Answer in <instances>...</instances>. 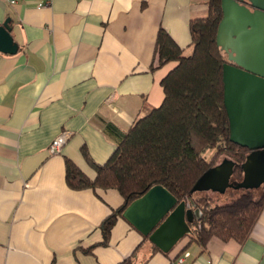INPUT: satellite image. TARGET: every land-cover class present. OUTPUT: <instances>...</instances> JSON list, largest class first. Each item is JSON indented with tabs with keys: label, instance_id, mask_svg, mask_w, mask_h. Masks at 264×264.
<instances>
[{
	"label": "crops",
	"instance_id": "0c3cea01",
	"mask_svg": "<svg viewBox=\"0 0 264 264\" xmlns=\"http://www.w3.org/2000/svg\"><path fill=\"white\" fill-rule=\"evenodd\" d=\"M15 1L0 0V27L10 19L19 46L0 52V264H264V211L243 244L187 235L165 253L123 217L105 244L102 223L123 198L66 182V159L96 177L84 147L99 165L112 155L106 124L126 133L162 104L173 66L151 67L158 31L192 51L189 23L208 0ZM63 133L62 152L50 153Z\"/></svg>",
	"mask_w": 264,
	"mask_h": 264
},
{
	"label": "trees",
	"instance_id": "16d2710c",
	"mask_svg": "<svg viewBox=\"0 0 264 264\" xmlns=\"http://www.w3.org/2000/svg\"><path fill=\"white\" fill-rule=\"evenodd\" d=\"M221 5L222 0H208L207 15L190 21L192 53L188 56L165 29H159L151 67L176 63L161 81L164 100L159 107L145 106V115L126 133L105 125L107 134L117 142L106 163L96 164L87 149H82L96 172L94 179L66 159V182L71 189L115 190L123 198V205L102 223L105 244L125 209L158 185L178 203L199 210L188 237L202 247L212 239L243 244L264 211V185L259 190L229 189L225 194L195 190L223 158L237 163L233 180L242 181L241 165L250 153L230 141L223 81L227 58L217 44ZM207 151L215 152L210 160L205 158ZM121 264L134 263L130 257Z\"/></svg>",
	"mask_w": 264,
	"mask_h": 264
},
{
	"label": "water",
	"instance_id": "95a60500",
	"mask_svg": "<svg viewBox=\"0 0 264 264\" xmlns=\"http://www.w3.org/2000/svg\"><path fill=\"white\" fill-rule=\"evenodd\" d=\"M221 6L223 18L217 44L227 58L223 81L230 141L250 153L241 165L242 181L233 180L237 163L224 158L195 188L217 194H225L229 189L259 190L264 185V0H222ZM10 24L11 20L7 19L0 27V52L15 55L19 46ZM199 214V210L186 202L178 203L175 196L158 185L132 202L123 212V218L168 253L192 234L190 223Z\"/></svg>",
	"mask_w": 264,
	"mask_h": 264
},
{
	"label": "built area",
	"instance_id": "2783aa9c",
	"mask_svg": "<svg viewBox=\"0 0 264 264\" xmlns=\"http://www.w3.org/2000/svg\"><path fill=\"white\" fill-rule=\"evenodd\" d=\"M9 3H16L15 0H8ZM52 0H46L45 2H41L38 4V9L45 8L49 5ZM69 139V135L67 133H63L59 137H57L53 143L50 145L49 151L52 154H60L62 152L63 147L66 145ZM173 264H188L186 258L184 256H179L173 262Z\"/></svg>",
	"mask_w": 264,
	"mask_h": 264
},
{
	"label": "rangeland",
	"instance_id": "374dc122",
	"mask_svg": "<svg viewBox=\"0 0 264 264\" xmlns=\"http://www.w3.org/2000/svg\"><path fill=\"white\" fill-rule=\"evenodd\" d=\"M191 52H192V51L186 52L185 55L188 56V55L191 54ZM169 65L174 67V66H176V63H170ZM173 67H172V68H173ZM214 153H215L214 151H207V152L205 153V158H206L207 160H210V159L213 157ZM223 159H224V158H223ZM223 159H220L218 162H221Z\"/></svg>",
	"mask_w": 264,
	"mask_h": 264
},
{
	"label": "flooded vegetation",
	"instance_id": "af4514ba",
	"mask_svg": "<svg viewBox=\"0 0 264 264\" xmlns=\"http://www.w3.org/2000/svg\"><path fill=\"white\" fill-rule=\"evenodd\" d=\"M248 8H251L250 4L248 2L244 3Z\"/></svg>",
	"mask_w": 264,
	"mask_h": 264
}]
</instances>
